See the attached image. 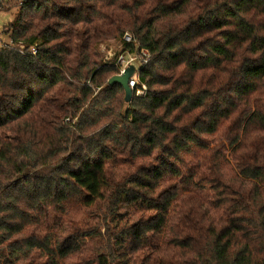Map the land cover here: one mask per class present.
Instances as JSON below:
<instances>
[{
    "label": "trees",
    "instance_id": "16d2710c",
    "mask_svg": "<svg viewBox=\"0 0 264 264\" xmlns=\"http://www.w3.org/2000/svg\"><path fill=\"white\" fill-rule=\"evenodd\" d=\"M19 1L0 264H264V0ZM125 32L150 53L129 103L101 50Z\"/></svg>",
    "mask_w": 264,
    "mask_h": 264
},
{
    "label": "built area",
    "instance_id": "2783aa9c",
    "mask_svg": "<svg viewBox=\"0 0 264 264\" xmlns=\"http://www.w3.org/2000/svg\"><path fill=\"white\" fill-rule=\"evenodd\" d=\"M10 41L11 40L7 38L6 42ZM6 42H3L1 46ZM120 44L122 47H120L121 45L117 44L118 48L115 50H110V47L105 48V45L101 46L103 60L106 62L113 61L118 67V75L122 74L124 70L130 65H133L134 71L129 78L128 85L132 91V97L142 96L146 93L147 87L140 80L139 69L149 61L150 53L146 49L141 48L140 43L133 39L131 34L128 32H125L122 35ZM123 44L126 46H123ZM136 61L139 63L138 66L135 63Z\"/></svg>",
    "mask_w": 264,
    "mask_h": 264
},
{
    "label": "rangeland",
    "instance_id": "374dc122",
    "mask_svg": "<svg viewBox=\"0 0 264 264\" xmlns=\"http://www.w3.org/2000/svg\"><path fill=\"white\" fill-rule=\"evenodd\" d=\"M19 2V0H1L0 2V47L3 42L7 41V37L2 34L3 28L13 20L15 13L18 10ZM104 47H110V50L118 48L117 43L114 42H110V44L105 45ZM135 63L137 66L139 65L137 61Z\"/></svg>",
    "mask_w": 264,
    "mask_h": 264
},
{
    "label": "water",
    "instance_id": "95a60500",
    "mask_svg": "<svg viewBox=\"0 0 264 264\" xmlns=\"http://www.w3.org/2000/svg\"><path fill=\"white\" fill-rule=\"evenodd\" d=\"M134 71V66L130 65L127 67L124 72L120 75L115 74L112 77H110L107 81L109 85H113L115 83L121 85L124 89L125 95H124V101L125 103H129L132 100V91L128 85V81L130 76L132 75Z\"/></svg>",
    "mask_w": 264,
    "mask_h": 264
}]
</instances>
